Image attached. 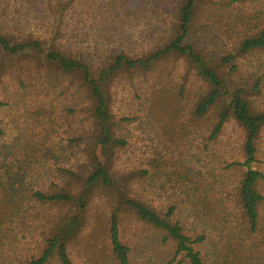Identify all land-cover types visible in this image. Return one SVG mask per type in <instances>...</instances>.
I'll use <instances>...</instances> for the list:
<instances>
[{
  "label": "trees",
  "instance_id": "trees-1",
  "mask_svg": "<svg viewBox=\"0 0 264 264\" xmlns=\"http://www.w3.org/2000/svg\"><path fill=\"white\" fill-rule=\"evenodd\" d=\"M80 1L40 0L52 35ZM101 1L103 11L153 5L164 13L157 25L169 21V28L149 54L120 48L96 64L61 43L62 33L42 36L20 28L16 17L5 19L12 0H0V81L12 75L23 92L16 103L32 124L27 136L23 127L7 129L11 123L0 117V264H74L79 243L89 244L91 264H144L147 257L148 264L255 261L256 251L264 253V108L258 103L264 98V0ZM247 56L248 78H237ZM169 58L192 64L203 81L191 121L203 125L213 116L207 150L231 120L243 129L242 158L222 166L219 178L184 177L181 167L169 171L158 160L157 170L134 179L116 175L112 159L128 145L122 134L131 120L114 114L113 82L123 72L157 68L156 84L162 82L160 63ZM156 91L167 103L165 87ZM6 105L0 98V108ZM156 176L167 178L161 188L172 191L166 205L131 185L138 177L150 189ZM209 187H219L220 196ZM94 203L105 210L86 235ZM138 250L153 254L135 258Z\"/></svg>",
  "mask_w": 264,
  "mask_h": 264
},
{
  "label": "rangeland",
  "instance_id": "rangeland-1",
  "mask_svg": "<svg viewBox=\"0 0 264 264\" xmlns=\"http://www.w3.org/2000/svg\"><path fill=\"white\" fill-rule=\"evenodd\" d=\"M138 8L140 9H126L127 11L124 8L118 11L108 8L103 11L101 0H81L67 14L66 23L53 29L58 34L62 33L61 37L56 36V33L52 35L42 22L41 13L44 9L40 0H12L11 5L5 9L7 16L4 18L14 22L16 17L22 29L31 28L36 34L56 36L61 43L73 44L86 57L96 59V64H101L112 50L128 48L132 50L133 56H143L153 52L162 41L163 31L165 28L168 30L169 21L167 24H157L162 21L164 13L159 14L153 5L146 3ZM116 15H121L120 20L123 22L118 23ZM121 24H124L126 29L121 28L119 26ZM250 59L258 62L255 58ZM238 64L240 72L237 78H248V56L241 58ZM191 66L193 65L183 58H169L160 63L159 69L166 70V77L157 84L158 68L153 72H123L114 80L110 96L114 114L118 119L128 117L131 120L125 124L122 134L128 145L112 159L117 176L133 177L144 169L157 170L158 160L167 168L166 170L171 171L173 169L170 167L178 166L183 169L184 177L191 176L205 181L208 179L206 177H211L209 173L219 178L223 174L222 166L236 158H242L240 149L244 132L234 120L227 124L221 137L213 143L211 151L205 148L207 143L205 134L215 120L210 114L204 119L203 125L191 121L193 105L203 92V81L197 76L196 69ZM161 86H164L165 92L168 93V102L165 104V99L156 91ZM22 93L12 75L6 73L0 81V98L4 99L7 105L0 108V117L7 124L11 123L7 129L15 125L23 127L29 136L32 135V124L24 121L23 105L16 103ZM258 101L261 108H264V98ZM159 103L164 105L161 106ZM204 125L206 127H203ZM61 131L60 129L54 134ZM223 161L226 163L223 164ZM261 168L264 169V164H261ZM156 179L157 176L152 179L154 186L150 189L138 177L131 185L133 189L141 190V194L153 200L156 205H166L172 191L169 188H161L163 183H167V178ZM209 181L211 185L215 182L210 178ZM209 188L214 197L220 196L219 187ZM224 191L227 193V188ZM104 210L100 203L93 204L88 213L90 225L85 228L84 234H89L95 225L93 223L97 214ZM262 236L259 234L258 237ZM75 250L74 264H91L88 243L82 244V247L79 243ZM148 254L138 250L135 251L134 257ZM249 257L251 256L248 255ZM251 258L255 261L247 260V264H264V253L261 249ZM147 260L148 257L144 264H148Z\"/></svg>",
  "mask_w": 264,
  "mask_h": 264
}]
</instances>
